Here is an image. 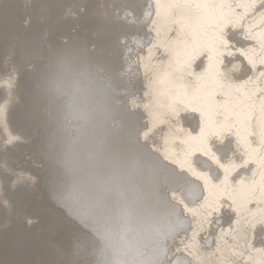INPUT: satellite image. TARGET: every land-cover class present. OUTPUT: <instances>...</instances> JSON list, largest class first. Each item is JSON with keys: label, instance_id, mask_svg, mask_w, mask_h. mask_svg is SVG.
<instances>
[{"label": "bare ground", "instance_id": "6f19581e", "mask_svg": "<svg viewBox=\"0 0 264 264\" xmlns=\"http://www.w3.org/2000/svg\"><path fill=\"white\" fill-rule=\"evenodd\" d=\"M0 264H264V0H0Z\"/></svg>", "mask_w": 264, "mask_h": 264}, {"label": "rangeland", "instance_id": "374dc122", "mask_svg": "<svg viewBox=\"0 0 264 264\" xmlns=\"http://www.w3.org/2000/svg\"><path fill=\"white\" fill-rule=\"evenodd\" d=\"M9 69H10V70H9ZM14 69H15V67L13 66V64H12V65L10 64L9 67L5 68L4 72H6V73H4L3 75L10 74V71L13 72ZM20 77H21V76H20ZM19 80L21 81L20 78H19ZM17 84H18V83H17Z\"/></svg>", "mask_w": 264, "mask_h": 264}]
</instances>
